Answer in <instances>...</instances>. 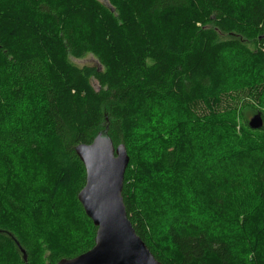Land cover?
<instances>
[{
	"label": "trees",
	"instance_id": "16d2710c",
	"mask_svg": "<svg viewBox=\"0 0 264 264\" xmlns=\"http://www.w3.org/2000/svg\"><path fill=\"white\" fill-rule=\"evenodd\" d=\"M64 1L0 0V121L5 112L35 102L47 138L45 145L30 149L37 173L18 179L0 169V264H57L94 246L96 227L78 200L86 170L75 147L92 143L105 128L115 145L127 148L130 162L123 200L129 220L155 257L163 264H238L226 226L229 210L224 209L237 185L231 184L226 167L211 161V149L188 137L193 134H174L183 127L177 122L180 114L195 121L194 112L211 109L221 100L232 56L248 62L264 88V0H136L143 28L119 0H109L114 11L86 0L95 14L89 31L73 13L78 8L68 10ZM102 16L118 30L124 48L121 69L102 47ZM22 26L37 39L46 36L48 47L26 43ZM88 55L101 67H79L72 61ZM247 107L264 118L262 107ZM155 109H166L171 117L162 115L159 126L168 139L162 138L166 145L157 156L147 153L140 139L143 125L158 137L151 116ZM229 118L223 114L220 122L229 125ZM241 119L243 130L256 143L241 147L237 158L251 161V180L264 202V127L251 129L243 112ZM213 136L217 142H228V135ZM224 155L222 151L220 158ZM44 182L70 200L85 233L55 229L58 219L50 210L51 193H46L40 214L23 197ZM187 198L195 204L191 212L178 207ZM204 202L223 219L211 224L202 218L209 216L200 204ZM161 207L181 217L168 225L166 253L154 243ZM255 221L246 237L255 246L257 264H264V216Z\"/></svg>",
	"mask_w": 264,
	"mask_h": 264
},
{
	"label": "rangeland",
	"instance_id": "374dc122",
	"mask_svg": "<svg viewBox=\"0 0 264 264\" xmlns=\"http://www.w3.org/2000/svg\"><path fill=\"white\" fill-rule=\"evenodd\" d=\"M97 1L111 11H114L109 0ZM119 1L124 3L123 6L126 5V10L129 11L130 17L137 22V27L143 28L145 22L141 15L139 17L137 16L139 6L136 5V0ZM64 3L68 10L78 8V13H73L79 23L89 31L95 17L89 1L65 0ZM25 26H22V30L26 43L32 47H48V42H45L46 36L37 39L32 36L33 33L30 30H24L23 27ZM101 26L102 47L114 65L118 69H121L124 67V48L118 35V30L106 16L101 17ZM38 31H42V27L39 26ZM72 61L79 67H101L99 61L93 55H88L83 59L72 58ZM224 83L221 100L216 102L211 109L203 107V110L194 112L193 117H196L195 121H192L187 113L178 116L177 122L183 125V127L174 135L179 136V134L184 135V133H187L185 135L193 134V137H188L214 152L211 161H219L221 166L229 170L227 174L232 179L231 184L233 183L234 187L237 185L234 189V194L226 199L224 204V209L229 210L230 216L228 218L229 225H226L228 226L230 242L233 246L238 264H257L255 259V246L252 244L251 239L246 237V232H248V228L256 222L255 220L258 217L264 216V202L260 200V196L257 194V190L251 180V161L241 163L237 155L241 147H252L256 143L249 133L243 130L241 118L242 112L248 121L257 113V111H250V108L247 107L249 103L260 106L264 110V103H260L264 98V88L257 83L251 65L238 55H234L229 59L227 67L225 68ZM92 84L98 87V83L95 80H92ZM6 110L7 108H5ZM38 111L39 105L31 102L23 107L22 110L13 111L11 114L5 112L3 114L5 119L0 121V169L4 173L15 176L18 179L24 173H37L39 170L37 166H34L35 160L32 158L30 150L36 145L43 146L47 142L45 130L39 119ZM157 113H160V116ZM167 113L169 111H166V109H155L151 114L153 116V122L159 128L157 138L155 137L153 128L149 129L148 126L143 125L140 129V139L145 144L147 153L153 156H157L160 147L166 145L162 141V138L168 139L167 134L164 132L165 130L160 127L163 124L162 115L166 116ZM223 114L230 116L229 121L231 122L229 125H224L223 122H220L223 119ZM166 117L169 120L171 119L168 115ZM184 127L189 132H184ZM214 132L228 135V142L224 144L223 140L219 142L215 141L213 136ZM174 135H170V137L173 138ZM1 139L5 141L2 142ZM220 148L222 150H219ZM222 151H225L223 159L220 158ZM212 164L215 165V163ZM47 185L46 182L40 183L36 192L26 194L23 197L33 206L36 213L40 214L43 212L46 204V193H51L50 210L58 219V225L55 229L66 228L68 232L77 231L78 233H85L87 229L83 225H80L74 217L70 200L64 194L57 192V190L51 191ZM189 199L187 198L185 204L182 202L178 203V207H181V210H186L187 208V212L192 210L195 204L193 200ZM200 204L204 209H208L209 216L204 215L202 217L207 219L208 223L212 224L215 221L219 222V219H223V216L219 215L220 213L215 209L210 208L207 203ZM161 208L162 222L159 225L157 233L154 235V243L162 253H166L170 250L167 236L168 225L171 222L176 223L178 218L181 217L174 215L172 212H168L167 207ZM239 209L243 211L238 213ZM188 214L194 215L193 213ZM167 215H173L174 219L168 218Z\"/></svg>",
	"mask_w": 264,
	"mask_h": 264
},
{
	"label": "water",
	"instance_id": "95a60500",
	"mask_svg": "<svg viewBox=\"0 0 264 264\" xmlns=\"http://www.w3.org/2000/svg\"><path fill=\"white\" fill-rule=\"evenodd\" d=\"M248 125L254 130L262 129V113L254 114ZM75 151L86 170L78 200L96 227L95 243L88 251L63 258L57 264H163L137 234L127 215L123 188L130 157L126 146L115 145L105 128L92 143L79 144Z\"/></svg>",
	"mask_w": 264,
	"mask_h": 264
}]
</instances>
